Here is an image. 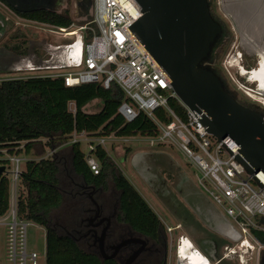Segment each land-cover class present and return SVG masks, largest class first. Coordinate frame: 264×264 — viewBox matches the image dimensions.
<instances>
[{
    "label": "built area",
    "instance_id": "obj_1",
    "mask_svg": "<svg viewBox=\"0 0 264 264\" xmlns=\"http://www.w3.org/2000/svg\"><path fill=\"white\" fill-rule=\"evenodd\" d=\"M142 8L136 0H94L92 21L78 23L74 19L69 28L41 22H27L28 26L50 31L56 39L46 42V59L34 52L20 56L19 63L11 68L17 74L10 80L32 78L61 79L65 87L101 84L109 90L117 84L125 95L119 113L127 123L135 121L140 114L147 115L157 126V136L148 137L151 146H177L201 174L197 177L200 191L217 209L220 226L216 232L223 240L222 258L237 260L241 264H255L264 243L257 233H264V172H249L238 160L241 147L230 138L220 141L209 133L203 123L206 115L192 111L175 93L173 82L166 70L156 61L130 27L142 17ZM26 22V21H25ZM48 28V29H46ZM38 29V28H36ZM259 62L252 69L242 63V54L230 55L224 66L239 69L253 75ZM236 82V79L232 76ZM6 81V80H5ZM251 99L250 92H245ZM177 101L186 112V120L177 115L171 101ZM164 110L172 122L159 120L156 112ZM70 111L77 112L76 104L70 103ZM117 135L96 138L88 143L86 161L99 175L101 165L95 157L98 147H105L106 141L116 140ZM74 142H78L74 140ZM22 149V148H21ZM8 155L10 176V206L0 216V225L8 229V261L10 264H37L39 254L29 252L27 230L31 222L18 215V198L21 175L20 156ZM55 151L50 150L43 159H53ZM181 225L169 227L172 235ZM191 240L194 253L207 255L194 241L185 235L177 241V254L184 241ZM210 262V261H209Z\"/></svg>",
    "mask_w": 264,
    "mask_h": 264
},
{
    "label": "trees",
    "instance_id": "obj_2",
    "mask_svg": "<svg viewBox=\"0 0 264 264\" xmlns=\"http://www.w3.org/2000/svg\"><path fill=\"white\" fill-rule=\"evenodd\" d=\"M27 17L61 28H69L73 23L72 19L60 15ZM21 37V34L16 35L17 41L10 48L18 55H25L27 42ZM96 100L102 104L100 111L87 114L85 108ZM124 100V92L117 84L107 90L101 84L67 88L63 80L49 78L0 83V152L8 151L19 156L24 153L30 158L21 175L18 215L22 220L46 228L47 264H103L99 257L73 238L76 232L82 231V222L93 208L84 191L91 193L92 189L95 190L96 199L100 193L108 194L115 189L120 210L128 223L153 236L161 230L165 232L160 217L124 173H114V184L109 186V172L117 165L104 148L98 147L95 152L101 165L99 175L89 167L80 142L70 143L72 157L69 167L65 165L66 150H59L75 133H86L92 138L112 134L121 138L157 136L156 124L143 113L132 123H127L119 113ZM70 103L76 104V114L70 111ZM170 105L178 116L186 120V112L177 101H171ZM156 116L166 124L172 122L164 110L157 111ZM43 139L47 140L45 146L55 151L53 159H43L45 151L35 154L36 149L43 146ZM0 166L7 167L8 162L0 159ZM10 189L7 172L0 176V216L9 210ZM161 197L173 206L165 192ZM56 210H60L58 216L53 215Z\"/></svg>",
    "mask_w": 264,
    "mask_h": 264
},
{
    "label": "water",
    "instance_id": "obj_3",
    "mask_svg": "<svg viewBox=\"0 0 264 264\" xmlns=\"http://www.w3.org/2000/svg\"><path fill=\"white\" fill-rule=\"evenodd\" d=\"M136 1L143 15L130 29L169 74L177 96L192 111L205 112L210 134L241 147L238 160L249 172H264V114L240 104L205 66L221 34L209 1ZM6 173L0 166V176Z\"/></svg>",
    "mask_w": 264,
    "mask_h": 264
},
{
    "label": "flooded vegetation",
    "instance_id": "obj_4",
    "mask_svg": "<svg viewBox=\"0 0 264 264\" xmlns=\"http://www.w3.org/2000/svg\"><path fill=\"white\" fill-rule=\"evenodd\" d=\"M208 1L214 20L221 26V34L214 43L205 66L221 78L227 89L222 72L217 70V63L229 44L231 34L227 22L214 11L212 0ZM224 3L225 8L234 16L239 29H242L245 35H249L247 39L241 37L243 41L240 44L236 42L233 45V49L239 50L233 56L238 57L241 53L242 63H244V57L247 59L245 48L249 47L259 58L260 55L255 51V46L263 44L264 47V43L260 42L264 35V0H224ZM93 10L94 0H0V41L8 33V15L26 22H38L27 17L28 15L49 14L60 15L73 20V14L77 15L76 18L88 19L92 16ZM253 27L259 31L253 30ZM245 67L247 68L246 65ZM258 67L256 72L261 70V66ZM255 73L254 79L250 81L252 83L259 79V76L255 79ZM259 94L261 95V92ZM238 102L248 107L242 102ZM92 191L91 193L85 191L83 193L92 201L93 208L89 211L88 218L82 222V231L76 232V236H73L74 240L81 242L90 253L99 257L103 264H171L172 241L170 234L167 235L161 230L158 235L153 236L134 228L126 221L120 210L115 189L108 194L100 193L96 199L94 198L95 190L92 189ZM222 245L223 240L221 238L216 243L203 242L201 250L211 262L205 255L198 254L206 260L204 264H241L237 260L223 259ZM199 260L197 258L195 264H201L198 262ZM191 261L190 264H192ZM255 264H264V249Z\"/></svg>",
    "mask_w": 264,
    "mask_h": 264
},
{
    "label": "rangeland",
    "instance_id": "obj_5",
    "mask_svg": "<svg viewBox=\"0 0 264 264\" xmlns=\"http://www.w3.org/2000/svg\"><path fill=\"white\" fill-rule=\"evenodd\" d=\"M212 2L214 4L213 5L214 11H216V13L219 14L227 22L226 24L228 25L229 30H230V34H231L229 44H228L227 48L225 49V51L222 53V56L217 63V70L219 69L220 72H222V75H223L224 81L226 82L227 87L232 91V93L237 97V99L240 102H242L244 105L264 114V103H261V101H257V100H261V98H264V92H262V91H264V63L261 62L259 65V66H261L260 72H256V71H258L259 67L256 68V70H255L256 73L254 72L255 76H256L255 79L259 76V77H261L262 80L257 79L256 82L253 81V83L249 81V77H248L249 74L246 76L244 71L242 73V75L244 77H242L240 74H238L239 69L237 67L230 68L228 66L229 70L226 69V67L224 66L226 58L229 56V54L236 55V52L239 51L236 48L233 49V47H234L233 45L236 42L238 44H240L241 41H243V40H241V37H243L244 39H247V38H249V35H247V34L245 35V32L242 29L241 30L239 29L238 24L236 23V20L234 19V16L225 8L224 0H212ZM8 16H9V18H8L9 19L8 33L5 36V38H3L0 41V49L10 48L9 43L14 42V41L16 42L15 36L18 34H21L22 37L20 39L22 41L27 42V47H28V52L25 55H28L30 52H34L38 56H40L41 58L46 59L47 52H46V50H44V47H45L44 45L46 44V42H49V43L54 42L53 40L56 39V37L53 34H51L50 31H45L44 29H40V26H38V25L36 26V28H38V29H36V28L28 26L29 23H27L25 21H22L16 17L14 18L11 15H8ZM73 16H74V20L78 23H80V22L85 23V22L92 21V16L89 17L88 19L76 18V16H77L76 14H73ZM46 29H48V28H46ZM253 30H258V29L253 27ZM263 40H264V35L262 36L260 42L264 43ZM262 45L263 44H261V45L257 44V46H255V48H256L255 51H257L260 55L259 58L256 56V54H254V52L249 47L245 48V53L247 54V59L244 57V63L243 64H245L247 66V69H252L253 67H255V65H257L259 63V61H261L263 59L264 47ZM233 53H235V54H233ZM25 55H22V56H25ZM16 75L17 74H15L12 71L0 70V83H2L5 80H10V79L14 78V76H16ZM232 76L236 79V82L232 79ZM245 92H250L251 94L253 93L252 95L256 96L257 100L251 99ZM260 92H261V95L259 94ZM97 102H99V101H97ZM93 106L89 107V108L93 112L98 111V109L96 108L97 106H95L94 109H93ZM89 108H86V109H89ZM139 137H140V139H142L141 136H139ZM70 140L71 139H69V141ZM72 140L73 141H71V143L74 142L75 139H72ZM46 142H47V140H46ZM113 144H115L116 147H122V148L125 146H129L134 150V153H136L138 151L139 152L140 151L141 152L147 151V152L151 153V152H153L152 149H154L155 147L151 146L149 138H145L144 140L142 139L141 141H135L132 138H118L116 140L108 139L106 141L105 148L111 153V155H113L114 159L116 160V162L118 163V165L120 167L117 166L116 169L115 168L112 169L109 172V177L107 180H108L109 186L112 187L114 184L113 183L114 182L113 174L114 173L118 174V172L125 173L126 176L129 179H131L132 182L135 184L134 186L140 192V194L143 196V198L147 201V203L150 205V207L153 209V211L156 212L159 215V217H161L162 223L164 224V227H165V233L167 235H169L168 228L170 227V225L175 227L178 222L172 220L171 218H169L171 220L167 219L168 210L162 204V202L160 201V198L158 196L157 197L159 199L157 197H155L152 194V192L149 190L147 185L141 179H138L137 177L134 176L133 170L130 167V163H131L130 160L132 158L130 157L131 159L129 158L127 163L124 160H120L115 155V153L113 151V147H112ZM42 147H38L35 151V154L36 153L39 154V153H42L45 151V155H46L47 152H50L49 148L47 150L44 146L43 147L44 150H43ZM81 149L83 152H85V153L87 152V150H88L87 142H85V141L82 142ZM64 154H65V156H67L65 165L67 167H69L71 164V157H72L71 149L66 150V152ZM163 154H165V156H167L170 160H172V162H175L177 164L179 163L181 165V167L183 168V171L188 175V177L193 182L195 187L198 188L199 190H201L198 187V183H197V177H198V175H201V174L195 169L194 165L179 150V148L177 146H175V147L167 146L166 150L163 152ZM7 158H8V155H4L3 151L0 152V159L1 160H7ZM161 158H166V157L162 156ZM20 159L27 160L30 158L25 156V154L23 153L20 156ZM35 159H38V157ZM26 162L27 161L21 162L20 167H21L22 171H25V169H26ZM124 162H125V165H124ZM120 168H122L123 171ZM163 174H165V172H163ZM165 176H167V175H165ZM173 196L177 201H179V203L181 205L186 204V199H184L182 197V194L177 193ZM186 205H185V207H187ZM59 214H60V210H56L53 212L54 216H58ZM185 230H186V232H188V228L183 226L182 229L175 230L174 233L171 235V241H172V252H171V262H170L171 264H178L179 263V259L177 257V241H178L180 236L186 234ZM46 234L47 233H46L45 227L38 225V224H35V223H30L28 230H27L28 250H29V252H37L39 254V260H38L37 264H47ZM185 236H189V234L187 233ZM257 237L262 241V238L264 239V233L258 232ZM198 244L201 247H203V245H201L200 243H198ZM198 244H196L197 247H199ZM8 246H9L8 229L6 226L0 225V264H10L8 261ZM201 247H199V248H201ZM193 263L195 264V262H193ZM199 263L204 264L205 261H199ZM28 264H34V263L28 262Z\"/></svg>",
    "mask_w": 264,
    "mask_h": 264
},
{
    "label": "crops",
    "instance_id": "obj_6",
    "mask_svg": "<svg viewBox=\"0 0 264 264\" xmlns=\"http://www.w3.org/2000/svg\"><path fill=\"white\" fill-rule=\"evenodd\" d=\"M9 44L11 47H13L15 41ZM20 56L22 55L16 54L14 49L11 48L0 49V70L11 71V68H13L19 63ZM92 106L93 109L95 108V106H97L96 108L98 109V111L93 112L89 108ZM101 106H102L101 102L100 101L97 102L96 100L92 104H89L86 107L89 109L85 108V112L87 114H96L100 111ZM141 137L143 140L145 138H148L143 136ZM126 138H132L135 141L142 140L140 139L139 136L126 137ZM72 139H75L78 142H80L82 146L83 141L87 142L88 144L90 141L96 138L89 137L86 133H82V134L75 133L71 136V140L69 141L70 143L71 141H73ZM41 142L44 146L47 143L46 139H43ZM69 142H67V144H65L64 147H60L59 150L71 149V145ZM167 146L168 145L155 147L154 149H152L153 152L151 153L147 151H142V152L138 151L134 153V150L129 146H125L122 148V147H116L115 144L112 145L115 155L120 160H124L127 163L128 159L130 157L132 158V159L130 158L131 159L130 167L133 170L134 176L137 177L138 179H141L147 185V187L155 197L158 196L160 198V201L168 210V215H169V216L167 215L168 220L172 219L178 222L177 225H181L182 227L185 226L186 228H188V232H186V230L185 232L186 234L187 233L189 234L191 239L196 244L202 242L201 245H203V242L206 243L218 242L220 236L217 234L216 230L220 226V216L217 209L209 201V199L198 188L195 187V185L190 180L188 175L183 171L181 165L179 163L177 164L175 162H172V160H170L167 156H165V154H163ZM46 149L48 150L47 147ZM104 149L112 157L115 164L118 167H120L116 162V160L114 159L113 155H111V153L105 147ZM162 156L166 158H161ZM120 169L122 170V168ZM163 172H165V174H163ZM124 175L126 176L125 173ZM165 175H167L168 177ZM129 180L132 182L131 179ZM132 184L135 185L133 182ZM163 191L169 198H171V202L173 206L166 203L165 200L161 197V193H164ZM177 193L182 194V197L186 199L187 205L186 204L185 205L187 207H185V205H181L179 201H177L174 198L173 195ZM170 227L173 226L170 225Z\"/></svg>",
    "mask_w": 264,
    "mask_h": 264
},
{
    "label": "bare ground",
    "instance_id": "obj_7",
    "mask_svg": "<svg viewBox=\"0 0 264 264\" xmlns=\"http://www.w3.org/2000/svg\"><path fill=\"white\" fill-rule=\"evenodd\" d=\"M251 3V2H250ZM236 4V3H235ZM243 5V4H242ZM245 6V5H244ZM239 7V6H238ZM248 9V8H246ZM243 10V9H242ZM245 10V9H244ZM262 11V10H261ZM240 12V10H239ZM245 12V11H244ZM243 13V12H242ZM262 14V13H261ZM238 19V18H237ZM261 20V19H260ZM261 62L264 63V58L261 60ZM236 64L233 66L235 67ZM245 75L247 76L249 73L244 71ZM253 76L251 78H249V81H252L254 79V73L252 74ZM259 79H261V77H259ZM262 80V79H261ZM253 94V93H252ZM253 99L257 100L256 96L254 95H250ZM257 101H261V103H264V98H261V100H257ZM177 257L179 259V263L178 264H190L195 262V260L200 259L199 261H206L204 258L200 257L198 254L194 253V245L192 243L191 240L188 241H184V245L181 246L179 253L177 254ZM198 261V262H199ZM194 264V263H193Z\"/></svg>",
    "mask_w": 264,
    "mask_h": 264
}]
</instances>
